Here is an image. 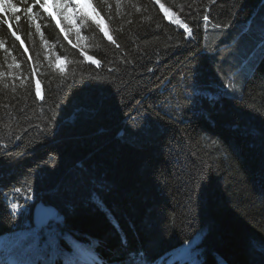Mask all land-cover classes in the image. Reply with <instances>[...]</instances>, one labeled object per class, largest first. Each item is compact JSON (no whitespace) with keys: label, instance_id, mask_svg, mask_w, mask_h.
<instances>
[{"label":"trees","instance_id":"trees-1","mask_svg":"<svg viewBox=\"0 0 264 264\" xmlns=\"http://www.w3.org/2000/svg\"><path fill=\"white\" fill-rule=\"evenodd\" d=\"M79 4L0 0V259L52 235L54 264H264V52L238 75L264 0Z\"/></svg>","mask_w":264,"mask_h":264},{"label":"snow or ice","instance_id":"snow-or-ice-1","mask_svg":"<svg viewBox=\"0 0 264 264\" xmlns=\"http://www.w3.org/2000/svg\"><path fill=\"white\" fill-rule=\"evenodd\" d=\"M57 2H61V0H57ZM79 7V5H77ZM64 8H67V4H64ZM30 11V9H29ZM82 11V10H81ZM87 15V13H83ZM67 18V17H66ZM207 19V18H206ZM109 40L112 38L109 36ZM94 63H98V61H94ZM37 95H39V87H37ZM110 95V89L98 84H93L87 86V90L83 92L82 95L76 98V102L81 107H87L90 105H100L103 104ZM19 204L13 203L10 206V212L13 214H17V209L19 208ZM22 236L27 238V234L21 233ZM71 246L76 249L77 252L83 251L75 241L71 242ZM43 253L45 256L49 257L48 264H54L55 258L59 254V248L57 239L55 236L50 235L47 243L44 247L40 248L39 238L36 237L30 243L21 244L17 243L14 252H10L7 255L6 259H0V264H38V262L34 259V253ZM99 261V264H104L102 260H100L98 254L90 253L89 254V262L90 264H96ZM66 264H78L77 260H68ZM192 264H196L195 260L192 261Z\"/></svg>","mask_w":264,"mask_h":264},{"label":"rangeland","instance_id":"rangeland-1","mask_svg":"<svg viewBox=\"0 0 264 264\" xmlns=\"http://www.w3.org/2000/svg\"><path fill=\"white\" fill-rule=\"evenodd\" d=\"M83 0H61V2H57V0H50L52 6L56 9L57 13L65 19V22L68 23L70 27L73 26L76 22L77 14H78V7L77 5H80L79 3ZM67 4V8H64V4ZM166 13L170 14L169 9L165 8ZM67 17V18H66ZM259 24H257L254 28V31H256L258 34L263 35L264 37V30H259ZM255 35V34H254ZM260 40L256 44L254 50L251 52V54H242L240 55V59L238 61V75L243 76L244 79H247L253 72V69L255 67V64L259 60L260 56L264 52V38H259ZM243 86V85H241ZM236 88V85L234 86ZM238 95H242V92L240 91ZM57 215L54 218L57 219ZM16 242V240H14ZM14 242L10 239H8L5 244L3 245V250H6L7 252L9 249L13 248Z\"/></svg>","mask_w":264,"mask_h":264},{"label":"water","instance_id":"water-1","mask_svg":"<svg viewBox=\"0 0 264 264\" xmlns=\"http://www.w3.org/2000/svg\"><path fill=\"white\" fill-rule=\"evenodd\" d=\"M58 214L57 211H53L51 206H47L45 204L38 203L33 211V225L39 229L45 228L47 226H51L49 221L52 217H55ZM60 219V217H57Z\"/></svg>","mask_w":264,"mask_h":264}]
</instances>
